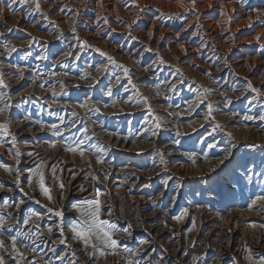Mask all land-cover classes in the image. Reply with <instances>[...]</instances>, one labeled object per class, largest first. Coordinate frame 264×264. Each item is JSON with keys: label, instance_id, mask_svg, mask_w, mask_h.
Returning <instances> with one entry per match:
<instances>
[{"label": "bare ground", "instance_id": "1", "mask_svg": "<svg viewBox=\"0 0 264 264\" xmlns=\"http://www.w3.org/2000/svg\"><path fill=\"white\" fill-rule=\"evenodd\" d=\"M63 2L65 0H56L54 5L42 6L35 22L29 18L34 14L32 10L21 15L19 10L5 12L0 6V75L8 86L4 88L6 98L0 101V107L5 102L11 105L0 114V125L7 123L10 133L16 137L13 143L12 135L5 133L4 140L8 136L11 141L0 145V161L12 169L9 172L0 167V211L5 220L0 240L4 242L6 262L13 264L18 257L12 247L11 231L44 246L38 253L37 247L29 243L16 245L27 264H58L67 258L81 264H129V261H139V264H248V256L264 260V200H255L247 209L236 206V187L231 177L236 172L235 163H231L235 149L228 148L231 156L225 155L228 149L220 151L218 148L204 157L200 154L190 156L184 143L174 141L175 135L193 137L200 133L211 139L220 131L226 135L231 133L228 136L233 145L264 146V125H255L257 121L245 124L237 115L222 110L230 104L229 100L241 102L252 91L248 84L233 94L226 88L218 91L212 83L219 75L235 76L244 83L251 82L264 99V68L235 59L232 53L217 45H211L207 60L220 54L219 64L201 61V49L183 43L171 45L164 35L137 29L125 20L127 18L103 16L105 11L100 8L95 20L82 18L89 23L88 27L81 24L77 32L70 33L71 21L77 17V12L65 14L69 3L56 11L55 4ZM124 4V0H117L105 6L114 5L116 11L110 13L116 14ZM44 16L49 23L54 22L46 32L41 28ZM210 24L208 27L214 30V24ZM115 34L123 35L119 43L113 40ZM213 34L211 31L212 38L207 37L209 41L216 37ZM21 36L24 42L19 40ZM80 41L87 42L92 50L99 48L113 57L117 64L129 70L128 74L122 71L117 83V77L113 80L109 74L108 61L85 63L86 52L80 47ZM137 41L141 43L140 48L131 52L130 45ZM60 45L61 55L50 59L55 70L42 73L36 69L42 65L47 50ZM13 47L16 50L10 51ZM21 48L34 49L32 61L36 70L31 65L19 67L11 63L13 55ZM140 51L141 56L137 58ZM146 53L154 57L148 66H143ZM68 62L77 64L80 74L59 71L61 64ZM105 65L107 71H96ZM165 72L169 78L162 90L152 88L151 80H158ZM85 75L88 79L82 78ZM183 82L188 87H200L203 97L195 102L176 104L167 94H173ZM61 84L65 87L61 88ZM105 87L106 92L103 91ZM109 88L111 96L107 94ZM78 91L87 94L82 102L87 107L74 102ZM33 101L64 110L63 120L53 125L62 131L65 128L76 130L84 124L91 137L89 142L102 146L105 151L87 150L84 157H80L66 151L65 143H57L53 148L47 138L54 133L52 125L34 120L33 115L20 120L19 113L14 112L21 108L20 103ZM208 104L212 106L211 115ZM144 113H148L149 118L145 131L137 129V120ZM97 116L102 121L108 119L112 125L100 120L95 122ZM116 123L120 128L114 130L112 126ZM2 133L0 127V135ZM161 156L164 163H161ZM101 157L103 163L99 162ZM41 163L51 200L34 180L33 170ZM53 166L55 175L51 171ZM61 183L65 186L63 189ZM93 199L101 202V219L117 228L112 234L120 244L115 255L111 252L97 258L95 253L91 254L92 248L85 249L83 241L73 238L71 225L79 212L72 205ZM4 201H11L10 205L3 207ZM30 207L39 216H33L25 224ZM60 210L64 212L62 219L55 215ZM181 215L182 220L175 219ZM61 227L63 234L59 231ZM190 228H193L191 232ZM61 240L66 242L61 243ZM138 242L135 251L125 250L137 246Z\"/></svg>", "mask_w": 264, "mask_h": 264}, {"label": "rangeland", "instance_id": "2", "mask_svg": "<svg viewBox=\"0 0 264 264\" xmlns=\"http://www.w3.org/2000/svg\"><path fill=\"white\" fill-rule=\"evenodd\" d=\"M99 1L100 6L98 5ZM115 1L117 0H65L63 3H56L55 9L57 8L56 11H59L61 7H64L69 3V8L65 11V14L72 15L77 12V17L71 21V26L69 29L70 33L77 32V29H79V25L81 24L88 27L89 23L83 21L82 18L95 20L99 14L100 8L105 11L102 13L103 16L115 17V19L127 18L125 20L133 23L137 29L146 31L152 30L157 34V36L164 35L166 37V42L170 43L171 45L177 46L178 44L181 45L183 43L185 46L187 45L198 50L201 49V61L208 62V51L211 45H217L222 50L224 47L226 52L232 53L235 59H240L243 62H249L251 65H259L258 67L261 69L264 68V0H195L194 7L191 4V0H124L125 4L120 6L121 11L119 10L120 12L116 13L117 15L115 13H110V11H116L114 5L105 6L106 4H113V2L115 3ZM55 2L56 0H39L40 9L44 5H54ZM144 3L147 4L144 5ZM0 6L3 7V9L5 8V12L11 11L12 9L19 10L21 15H26L29 13V10H32L34 14L29 15L31 22H35L40 13V11L37 12L35 10V4L33 3V0H27V2H24V0H0ZM132 10L137 11V13H130ZM112 21L115 22V20ZM216 22L218 23L216 24ZM210 23L212 25L214 24V30L213 28H209ZM50 27L51 24L45 19L44 16L41 23L42 30L46 32L48 29H50ZM211 31L214 33L213 36L215 37L216 35V37L209 41L207 37L212 38ZM107 36L108 33L104 35V38H107ZM122 36L123 35L121 34H115L113 40L119 43L122 39ZM19 40L24 42L25 38L21 36ZM79 45L83 51L86 52L85 63H99V61H108L106 56H101L100 52L92 50L85 44V42L80 41ZM140 46L141 43L139 41H137V43L134 42L130 45L129 50L131 52L136 48L138 50ZM61 50V45L58 47L49 48L47 53L42 57V65L36 69H40L42 73H50L54 71L55 67L52 63H50V59L58 58L59 55H61ZM33 51L34 49L26 48L17 50L11 59V63L19 67L31 65V67L35 69V63L32 61ZM140 56L141 51L137 53V58ZM153 57L154 56L149 53L144 54L143 62L141 64L143 66H148L151 63ZM220 61L221 55L218 54L211 58L208 63L216 66ZM107 63L109 64V62ZM110 64L109 74L111 78L115 80L116 77H119L121 76L120 74H123V69ZM59 71L68 73L70 72L71 74H80L81 69L77 64L68 62L61 64ZM168 78L169 74L165 72L158 80H151L152 88L155 90H160L164 85L165 80ZM226 79H228L227 83L224 84ZM212 83L215 84V88L218 91L226 88L229 93L233 94L240 92L245 87V85L248 84L247 82L244 83L243 80H240L235 76L228 77L226 74L217 76L214 78ZM124 87L126 86L124 85ZM106 89L107 87H105L103 91L106 92ZM0 91L4 92V88H1ZM167 95L171 96L176 104H181L198 101L203 97V90L197 86L188 87L185 82H183V84H181L173 94ZM86 96V93H82L80 91L75 92L74 102L77 105H81ZM138 97L140 98L139 95ZM20 107L21 108L14 109L15 113H19L18 118L20 120H24L26 117L33 115L35 117L34 120L45 121L48 125L58 123V121H60L61 117L63 116L64 111L60 108H50L39 101L20 103ZM203 108L204 107L202 106L198 109L199 113L202 112ZM222 110L233 116L237 115V119L244 122L245 124L252 125L257 121L255 125H264V120L260 119L261 116H264V99L260 90L257 92L250 91L241 100V102L232 100L231 103ZM245 116H251L254 117V119L245 120ZM99 118L100 116L95 117V122L101 121L106 125H112L111 122L109 123L108 119L102 121ZM148 121V113L142 114L137 120V129L144 128L145 131V126ZM86 128L87 126L80 124V127L76 130L65 128L61 131L62 135L59 137L51 132L47 138H49V141L52 143L61 141L60 143L71 144L75 142L77 137L83 138ZM112 128L114 130L119 129L120 125L116 123V125L112 126ZM127 129L128 127L125 126V130ZM87 134L90 136L88 129ZM0 136V145L7 144L5 141H8V143L11 141L8 136H6V140H4L5 133H2ZM174 141H177V143H184L185 151L190 156L200 154L204 157L212 154L216 148L222 151L228 149L230 146L233 147V143L229 139V136L220 131H216L211 139H207L206 135L200 133L193 137H180L179 135H175ZM209 145H213V147H209ZM233 148L235 149V152L231 163H235L234 168L236 172H233L231 177L235 182L236 187L237 198L235 204L240 208L247 209L248 206L253 203L258 196H264V146L258 147L253 144H242L240 146L235 145ZM88 150L94 152L96 149ZM0 164H2L1 161ZM34 178L39 188V177L34 175ZM45 185L48 186L46 183ZM10 202L11 201H4L2 202V206L7 207L10 205ZM33 210L34 209L31 207L29 208L26 219H28L32 212H35ZM0 216H3L1 211ZM80 220L81 213L79 212L78 218H75L72 224L77 223ZM114 232L112 234H114ZM11 234L18 245L29 243L33 247H37L38 253L42 252L44 249V246H41L40 244L35 243L34 241L32 242L26 238H22L19 232L11 231ZM139 244L140 243L138 242L137 246H133L132 250L135 251ZM3 250V247L0 248V256H2L5 260L4 264H8L6 262L8 259L6 260L4 257ZM101 250H103L105 254L113 252L112 249L101 245L95 251V256L97 258H100L101 256L104 257V255H101ZM247 259L248 264H260L259 259L253 260L249 256ZM19 260V257H17L14 261L15 263L13 264H27V262ZM58 264L81 263L75 261L74 259L67 258L60 260Z\"/></svg>", "mask_w": 264, "mask_h": 264}, {"label": "snow or ice", "instance_id": "3", "mask_svg": "<svg viewBox=\"0 0 264 264\" xmlns=\"http://www.w3.org/2000/svg\"><path fill=\"white\" fill-rule=\"evenodd\" d=\"M24 2H27V0H24ZM33 3L35 4V10L37 12L40 11V4H39V0H33ZM191 4L194 7L195 6V0H191ZM183 6V5H182ZM171 18V17H168ZM50 23H54L51 22ZM11 31V29H9ZM77 39H79L77 37ZM85 44H87V42H85ZM16 49L13 47L10 51H15ZM95 51L100 52L101 56H106L107 60L109 63L115 65L116 67H120L123 69V72L125 75L128 74L129 70L126 67H123L122 65H119L116 63V61L114 60L113 57H111L110 55H108L105 52H102L99 48L95 49ZM68 55H71V53H68ZM46 58V57H44ZM75 59H79V57H75ZM163 63V61H161ZM96 71L101 72V71H107V67L105 66H101L100 68H97ZM23 78V76L21 75V79ZM83 79H88V76L85 75L84 77H82ZM93 80H95V78H92ZM128 81L129 83L131 82V77L128 76ZM117 83H119V77H117ZM7 84L4 83L3 77L2 75H0V88H7ZM65 86L63 84H61V88H64ZM133 87H135V85H133ZM174 87V86H173ZM248 88L251 89L253 92H257L258 90L256 88L253 87V85L251 84V82L248 83ZM127 90V89H126ZM54 95L56 94L55 92L53 93ZM107 94L108 95H112V89L109 88L107 90ZM6 98V93L0 91V100H5ZM145 102L146 98H144ZM203 102V101H201ZM228 103H231V100L228 101ZM11 107L10 104L8 103H4L3 107H0V114H3L5 111H7L9 108ZM81 107H87V104H81ZM208 109H209V115H211V104H208ZM95 111L99 112L100 109L99 108H95ZM27 118V117H26ZM245 120H251L254 119V117L251 116H245L244 117ZM261 120H264V116L260 117ZM61 120H63V117H61ZM74 126V125H73ZM0 127L3 128L4 133L12 135L9 131L8 125L7 123H5L4 125H0ZM157 127H159V125H157ZM51 129L54 130V134L56 136H61L62 133L59 130V128L57 127V125H52ZM156 133L153 132V135H155ZM229 136H231V133H228ZM12 139H13V143H15L16 141V137L14 135H12ZM91 140V137L87 134V128L85 129V134L83 136V138L77 137L75 139L74 143L71 144H66L65 146V150L68 151L71 154H78L80 157H84L85 152L88 149H96L98 152H103L105 151V149L102 146H99L95 143H89V141ZM61 141H56L55 143H53L51 146L53 148L56 147L57 143H60ZM86 146V147H85ZM235 145H233L234 147ZM209 147H213V145H209ZM16 155L19 156L20 153L17 150ZM226 156H231L232 152L231 149H228L225 152ZM100 163H103V158L101 157L99 159ZM221 163H223V160L220 161ZM161 163H164L163 157L161 156ZM0 167H5V169L9 172L12 171L11 168H9L6 165L0 164ZM44 165L43 163H41L40 165L37 166V169L33 170V174L37 175L39 177L38 183H39V188L40 190L43 192V194L45 196L48 197L49 200L52 199V196L50 194V188L48 186L45 185V177H44V173L42 171ZM53 175L56 174V168L55 166L52 167L51 169ZM18 183V181H17ZM29 184L31 185V180H29ZM165 184H167V181H165ZM0 187H2V185H0ZM61 189H63L65 186L63 183L60 184ZM257 201L259 200H264V196H258L256 198ZM21 203H23V201H21ZM37 203H39V201H37ZM255 203V201L253 202ZM73 208H75L77 211H79L81 213V220L78 221L77 223H74L71 225V231L74 233L73 238L74 239H79L81 241H83L84 247L85 249L87 248H92L93 249V253H95V250L100 247L101 245L106 246L109 249L113 250V254H117L115 252V250L120 246L119 242L113 238L112 233L116 230V226L111 224L109 221L101 219V211H102V206H101V202L99 199H93L90 201H86L84 204H75L72 205ZM49 211H52L51 209H49ZM55 215L57 217H60L61 219L63 218L64 212L63 210L60 211H56ZM109 215H111V211H109ZM33 216H39V213L36 212H32L28 219H26L24 221L25 224L28 223V220L31 219ZM176 220H182L183 216H177L175 217ZM4 224H5V220L3 216H0V229L4 228ZM193 228H195V224H193ZM193 228H190L188 231L191 232L193 230ZM49 232L52 231L51 228L48 229ZM59 231L61 232V234H63V227H61L59 229ZM66 240H61V243H65ZM144 243H147V241H144ZM4 242L2 240H0V248L3 247ZM17 242L15 239L12 240V247L14 249H16L17 251V255L19 257V259L21 261H23L25 259L24 254L19 252V249L16 247ZM54 250V249H53ZM126 251H134L132 249H127L125 248ZM101 255H105V253L103 252V250H101ZM0 264H4V259L2 256H0ZM129 264H139V261H129ZM260 264H264V260L260 261Z\"/></svg>", "mask_w": 264, "mask_h": 264}]
</instances>
